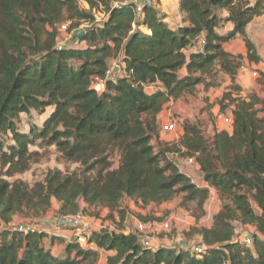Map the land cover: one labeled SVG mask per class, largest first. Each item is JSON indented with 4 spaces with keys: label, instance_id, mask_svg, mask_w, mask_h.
<instances>
[{
    "label": "trees",
    "instance_id": "16d2710c",
    "mask_svg": "<svg viewBox=\"0 0 264 264\" xmlns=\"http://www.w3.org/2000/svg\"><path fill=\"white\" fill-rule=\"evenodd\" d=\"M85 1L88 10L77 0H0V221L44 213L53 200L59 212L84 205L123 221L124 199L145 208L179 194V205L194 203L191 215L199 220L210 187L218 210L210 227L196 230L201 254L169 243L143 246L135 232L94 230L90 247L82 248L53 233L3 227L0 264H97L99 250L114 252L107 264H264V97L242 94L236 75L243 56L223 47L240 36L248 60L260 61L245 28L264 13V0H178L183 19L175 28L158 5L144 6L138 17L130 0ZM98 6L105 14L97 23L91 11ZM63 19L69 32L76 22L89 26L72 37L77 44L57 49ZM109 59L119 61L118 72ZM216 68L231 80L218 99L231 123L206 137L184 122L179 142L162 141L157 116L163 106L200 84L213 86ZM258 72L264 88V71ZM95 78L104 81L102 92L93 88ZM47 107L39 125L17 127L21 115ZM37 142L54 146L78 168L49 170L29 184L15 178L29 169L35 156L29 148ZM177 154L194 159L204 186L180 169ZM236 222L251 227V245L240 241ZM55 242L64 244L62 257L51 251Z\"/></svg>",
    "mask_w": 264,
    "mask_h": 264
},
{
    "label": "rangeland",
    "instance_id": "374dc122",
    "mask_svg": "<svg viewBox=\"0 0 264 264\" xmlns=\"http://www.w3.org/2000/svg\"><path fill=\"white\" fill-rule=\"evenodd\" d=\"M77 1L78 6L81 9L88 10L90 8L85 0ZM155 1L156 5L158 6L162 4L159 0ZM91 12L94 21L97 23L101 21L105 14L102 6H98ZM62 26L66 27V29H64L65 31H63ZM76 26L78 27V30H83L88 27L89 24H87L86 22H76ZM47 29L51 30L50 27H47ZM76 29L69 32L68 22L66 19H63L57 26L58 40L62 39L64 36H68L70 33H73ZM243 57L244 60L250 62L247 58V52L243 55ZM242 62L243 61H241V63ZM118 64L119 61L117 60H108V65H110L112 69L116 68ZM250 71L252 72L253 70L250 69ZM250 77V83L251 85H253V88H251V90L259 94L261 97H264V88L261 87L257 82V79L259 77L258 70H256V75H252L251 73ZM96 80H98V78H95L94 83ZM212 80L215 83L213 86L205 88L204 85L200 84L196 87V90L192 94H185L174 101L170 100L163 106V110L157 116L159 133L161 132V128H159L160 124L163 125L167 122H175L178 130L176 133L160 134V138L162 141L168 143L179 142L180 136L183 133L182 124L184 122L195 124L206 137L212 136L215 130H220L227 127V125L215 119V113L220 108V106L218 105V99L221 97L225 89L231 84V80L227 75L219 71L218 68H216V72ZM247 93L249 92H245L243 93V95ZM50 110L51 107H47L43 113L31 110L30 114L21 115L19 120H17L16 125L19 129L22 130L28 129L27 126L31 125L32 123L39 125L43 121L46 114L50 112ZM38 143L39 142H37V144L35 145H31L29 148L30 151L35 154L33 158L34 160L31 163L29 169L22 174L16 175L15 178L29 184L34 181H42L46 172L49 170L58 169L62 172H66L78 168L77 163L66 161L65 159H63L61 154L57 152L54 146H40ZM154 145L156 148L158 147L157 140H154ZM173 158L182 170H185L186 167L190 166L188 163H184L186 158V156L184 155L181 156L177 154L176 156H173ZM194 173L197 174L198 172L196 173L195 170ZM15 178H12L10 180H13ZM180 199L181 194L176 195L168 202L162 203L160 205H149L145 208L134 204L128 199H124L122 201V207L126 209V213L123 221L119 219V215L116 212L114 214L116 218L115 221H113V218H107V211L102 208L96 210L94 208H87V206H85V208L83 205L84 209H80V212H82L90 220L91 228L93 231L100 229L117 230L122 226L124 231L134 233L137 221L146 220V222H154L157 224L164 221H169L171 225L169 231L158 236H153V238L160 239L164 237L167 239V241L172 243L171 245L173 246L183 245L192 249L193 246L199 244L200 236L196 232V230L201 227L211 226L213 214L215 213L219 205V203L217 204L216 202V199H218V197L213 198L211 197V195H209L208 200L204 204V215L199 218V220H196L195 217L191 215L197 210L195 204L190 203L189 209H185L179 205ZM58 207L59 205L55 203L52 204L51 209L44 213L30 215L15 214L11 217L10 222L27 223L29 225H32L33 228L39 232H46V223L53 214L59 212ZM6 224L7 223L0 221V228H3ZM234 227L235 230L239 233L240 239L244 235V231H249V228L247 227L246 229V226L238 227L237 222L234 223ZM57 230L48 231L46 233H53ZM43 242L45 243L46 239H43ZM47 243L49 244V242ZM153 243L154 242L151 238V247H155ZM81 247H90V245L87 243L82 245ZM51 251L55 256L62 257L64 255V244L54 243L51 246ZM107 257L108 255L104 250H99V259L97 264H107Z\"/></svg>",
    "mask_w": 264,
    "mask_h": 264
},
{
    "label": "built area",
    "instance_id": "2783aa9c",
    "mask_svg": "<svg viewBox=\"0 0 264 264\" xmlns=\"http://www.w3.org/2000/svg\"><path fill=\"white\" fill-rule=\"evenodd\" d=\"M132 5H134V13L140 17L142 14V9L144 6H155V0H130ZM63 31L66 27L62 26ZM78 29V28H77ZM76 29V30H77ZM73 35L70 33L68 36H64L62 39L58 40L56 48L60 49L63 44L68 42H72L73 44H77V41L73 40ZM263 42H264V33H263ZM201 43H203L201 41ZM118 69V66L116 67ZM109 72V71H108ZM112 72L114 70L112 69ZM252 75H256V71L251 72ZM98 86V87H97ZM100 87V88H99ZM93 88L102 92L104 90V81L99 79L93 82ZM215 119L225 125H229L231 123V117L228 113L222 112L219 109L215 113ZM178 130L175 122H167L163 125L161 124V132L160 134H171L176 133ZM185 162L188 164H194V159L192 157L185 158ZM238 227H242L240 223H237ZM5 229L9 232H20L27 233L28 231L33 230V226L27 223H7ZM171 225L169 221H164L162 223H154V222H144L137 221L135 225V234L137 235L139 243L143 246H151L150 240L153 236H158L162 233H167L170 229ZM46 232L59 230V229H68L72 239L76 241L80 246L87 244L88 238L93 231L91 228L90 220L80 211L74 213H66V212H56L52 215V217L46 223ZM244 235L241 237L240 241L246 245H251L252 240L251 236L247 232H243ZM172 244V243H171ZM177 247H181L183 245H176ZM193 252L201 254L204 249L201 244H197L192 247Z\"/></svg>",
    "mask_w": 264,
    "mask_h": 264
},
{
    "label": "crops",
    "instance_id": "0c3cea01",
    "mask_svg": "<svg viewBox=\"0 0 264 264\" xmlns=\"http://www.w3.org/2000/svg\"><path fill=\"white\" fill-rule=\"evenodd\" d=\"M161 1V5L158 6V10L160 12H162L164 14V20L168 23V25L171 28H175L179 25L182 24V19H183V14H181L178 10V0H159ZM232 27V25L229 23L227 24V27H225V30H228ZM245 32H246V36L247 38L254 44L255 46V50L257 55L260 57V61L259 62H248L246 60H244V57L242 58V65L240 67V69L237 72L236 75V80L237 83L241 86L242 89V94L245 92H251L253 90H251V88H253V85H251L250 80V74H251V70L256 71H264V42H263V33H264V13L261 16L255 17L245 28ZM237 42V43H236ZM224 49L231 53V54H241L242 56L247 52V48L245 46V43L242 39V37L237 36L236 38H234L233 40H230L227 43H224L223 45ZM118 72V69L116 70ZM182 72V71H181ZM184 163H186L184 161ZM190 166L185 168V172L186 174L191 178V180L196 183L197 185H203L204 186V182L201 179V175L199 173V168L197 163L194 164H189ZM189 168V169H188ZM196 170V173H194V171ZM210 191V195L213 198H217V193L216 190L213 188H209ZM217 204L219 203L218 199H216ZM58 204L55 200H53L52 204ZM218 209V207H217ZM216 209V210H217ZM216 212V211H215ZM249 230H251V227H248ZM247 229V227H246ZM115 231H121L124 233H127L128 231H124L123 227L118 228ZM54 235L58 236V237H62L63 239H65V241H69L72 240L71 234L69 232V230H62L59 229L56 232H53ZM153 244L154 246L158 245V244H171L169 241H167L166 238H153ZM47 243V239L45 244ZM56 244H60L58 242H55ZM54 251V250H53ZM107 253V255H113L114 252L109 251V252H105Z\"/></svg>",
    "mask_w": 264,
    "mask_h": 264
},
{
    "label": "water",
    "instance_id": "95a60500",
    "mask_svg": "<svg viewBox=\"0 0 264 264\" xmlns=\"http://www.w3.org/2000/svg\"><path fill=\"white\" fill-rule=\"evenodd\" d=\"M83 33H84V31L82 29H79V30L77 29L72 33V35H73V37H80V36H82ZM113 70L116 71L117 68H114Z\"/></svg>",
    "mask_w": 264,
    "mask_h": 264
},
{
    "label": "clouds",
    "instance_id": "9594fccd",
    "mask_svg": "<svg viewBox=\"0 0 264 264\" xmlns=\"http://www.w3.org/2000/svg\"><path fill=\"white\" fill-rule=\"evenodd\" d=\"M114 72H117V71H114Z\"/></svg>",
    "mask_w": 264,
    "mask_h": 264
}]
</instances>
